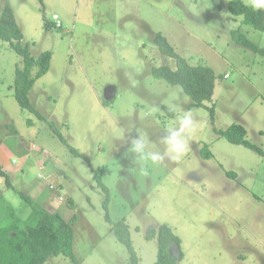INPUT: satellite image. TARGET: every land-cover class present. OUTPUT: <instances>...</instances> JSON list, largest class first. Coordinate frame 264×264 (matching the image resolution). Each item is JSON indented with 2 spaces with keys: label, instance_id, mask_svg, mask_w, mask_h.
I'll return each mask as SVG.
<instances>
[{
  "label": "rangeland",
  "instance_id": "374dc122",
  "mask_svg": "<svg viewBox=\"0 0 264 264\" xmlns=\"http://www.w3.org/2000/svg\"><path fill=\"white\" fill-rule=\"evenodd\" d=\"M232 1L0 0V15L6 2L13 7L32 55L52 52L30 99L81 153L21 107L12 86L22 58L0 40V167L20 172L17 189L0 175V221L12 211L26 217L32 205L21 192L41 185L35 205L72 220L80 262L130 264L106 219L99 175L110 191V217L126 218L140 264H155L158 241L145 236L163 223L182 239L181 249L171 248L183 252L182 264H264V154L219 133L242 124L264 150V57L232 35L240 29L264 48V31L233 15ZM55 14L61 27L46 29V21L57 24ZM158 32L191 65L215 70L204 106H191L181 86L148 73L150 65L176 68L154 42ZM184 114L192 120L188 147L173 160L166 129ZM138 140L143 152L133 150ZM205 145L211 158L202 155ZM152 154L162 159L153 162ZM45 264L72 263L59 255Z\"/></svg>",
  "mask_w": 264,
  "mask_h": 264
},
{
  "label": "trees",
  "instance_id": "16d2710c",
  "mask_svg": "<svg viewBox=\"0 0 264 264\" xmlns=\"http://www.w3.org/2000/svg\"><path fill=\"white\" fill-rule=\"evenodd\" d=\"M230 10L233 15H243L245 22L264 31V11H253L242 0H233L230 3ZM55 25L57 26L55 22H45L46 29H51ZM57 27H61V25ZM232 35L237 44L252 48L264 57V48L252 42L240 29L233 30ZM23 39L24 33L16 19L15 11L10 3L6 2L0 15V40L8 43L22 58L21 64L17 67L15 82L12 86L14 95L23 109L33 112L41 120L50 122L54 133L68 144L74 153L81 155L75 147L68 143L57 126L33 105L30 92L36 81L49 71L52 52L45 51L38 57H34L30 51V44L25 43ZM154 42L162 55L175 60L176 68H172L169 64L150 65L148 73L167 81L171 85L181 86L185 93L191 97V106H204L206 101L213 99L216 73L212 67L191 65L185 57L175 50L161 32L156 34ZM164 109L169 114L174 115L173 109L168 106H164ZM211 110L215 113L214 107H211ZM219 133L227 137L233 144L245 145L264 154L261 147L249 141L247 129L242 124L234 123L226 130H220ZM202 153L206 159L213 156L209 145L204 146ZM228 174L235 176L233 172ZM0 175L7 187L15 188L10 175L1 167ZM97 177L106 191L104 208L107 212L106 219L112 224L111 231L127 246L130 253V264H140V257L133 244L130 225L125 217L117 221L111 219L109 214L110 191L102 182L101 177L99 175ZM21 194L32 205V210L26 217L12 211L5 222L0 221V264H45L50 257L59 255L69 258L72 264H83L79 261L74 250L75 231L72 220H66L63 213L59 211L51 212L43 208L42 205H35L34 200L27 194L23 192ZM1 197L0 194V199ZM145 237L147 240L157 239L158 241V258L155 264H182L183 252L180 256H175L171 251L173 246L181 249L182 239L168 223L153 228L147 232Z\"/></svg>",
  "mask_w": 264,
  "mask_h": 264
},
{
  "label": "clouds",
  "instance_id": "9594fccd",
  "mask_svg": "<svg viewBox=\"0 0 264 264\" xmlns=\"http://www.w3.org/2000/svg\"><path fill=\"white\" fill-rule=\"evenodd\" d=\"M248 6L253 11H264V0H248ZM192 129V120L190 115L184 114L178 117L176 127H169L167 130L168 135L165 137V143L168 145L169 158L176 160L179 159L188 147V133ZM144 145L141 141H136L133 145V150L136 152H143ZM162 157L159 154H152L151 160L158 163Z\"/></svg>",
  "mask_w": 264,
  "mask_h": 264
},
{
  "label": "crops",
  "instance_id": "0c3cea01",
  "mask_svg": "<svg viewBox=\"0 0 264 264\" xmlns=\"http://www.w3.org/2000/svg\"><path fill=\"white\" fill-rule=\"evenodd\" d=\"M19 173H20L19 170L18 171L15 170V171H12V172L11 171L10 172L8 171V174L10 175V177L12 179L13 185H14L15 179L18 178ZM14 175H16V177ZM14 187H15V185H14ZM40 187H41V185L40 186H37V187H33L32 190H31V192L28 193V196L31 199H33V200H35V198L36 199L37 198L41 199L42 192H41V188ZM15 189H17V188H15ZM5 190H6V188H0V194L2 196L0 200L4 199Z\"/></svg>",
  "mask_w": 264,
  "mask_h": 264
},
{
  "label": "built area",
  "instance_id": "2783aa9c",
  "mask_svg": "<svg viewBox=\"0 0 264 264\" xmlns=\"http://www.w3.org/2000/svg\"><path fill=\"white\" fill-rule=\"evenodd\" d=\"M54 19H55V21H57V26H60L61 23H60V21L58 20V19H59V16H58L57 14L54 15ZM40 176H41V175H40ZM50 188L53 189V190H56V189H58L59 187L57 188V186H55L54 184H50ZM63 199H64L63 196H61V197H60V200H63Z\"/></svg>",
  "mask_w": 264,
  "mask_h": 264
}]
</instances>
